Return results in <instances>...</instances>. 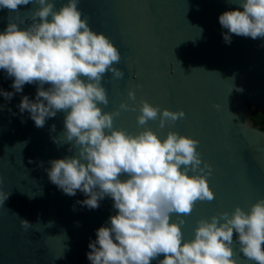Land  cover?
I'll list each match as a JSON object with an SVG mask.
<instances>
[{"label":"water","instance_id":"1","mask_svg":"<svg viewBox=\"0 0 264 264\" xmlns=\"http://www.w3.org/2000/svg\"><path fill=\"white\" fill-rule=\"evenodd\" d=\"M53 2L58 10L67 0ZM33 7L20 6L18 14H11L19 28L31 25L27 16ZM78 8L90 29L103 33L121 53L113 66L124 76L104 75L109 102L98 106L113 112L125 102L136 110L120 111L113 127L132 135L149 129L161 140L169 131L193 138L199 141L201 160L211 165L206 179L215 198L197 201L183 217V239L194 237L197 221L231 214L237 206L247 212L264 197V129L252 121L253 109L264 112V38L228 33L231 42L225 43L227 29L218 20L223 12L242 7L230 0H80ZM9 16L0 9V32ZM12 82L0 69V90L14 93L11 100L0 95V192L10 193L0 204V264H91L88 245L98 228L109 226L117 211L114 202L106 196L98 208L89 209L79 203L86 199L81 191L69 196L50 182L49 162L75 154V149L68 151L70 143L53 142L64 131L66 112L36 127L17 106L25 95L34 101L38 85L25 84L16 93ZM129 90L134 101L128 99ZM142 100L160 109L183 110L185 117L163 128L159 118L139 126ZM188 174L201 173L189 169ZM20 219L32 228L24 231ZM174 221L176 214L170 217ZM232 249L237 264H255L240 253L235 233ZM163 258L161 254L151 264Z\"/></svg>","mask_w":264,"mask_h":264},{"label":"clouds","instance_id":"2","mask_svg":"<svg viewBox=\"0 0 264 264\" xmlns=\"http://www.w3.org/2000/svg\"><path fill=\"white\" fill-rule=\"evenodd\" d=\"M79 2L67 0L55 10L53 0H0V9L10 13L0 32V69L13 78L16 93L25 84L38 85L35 100L25 95L17 106L21 113H29L36 127L42 128L57 112H66L64 131L53 142L70 143L68 151L75 149V154L49 162L50 182L69 196L81 191L86 199L79 203L89 209L98 208L106 196L114 202L116 214L109 217V226L96 230L87 259L91 264H151L162 254L159 264H237L232 249L235 233L243 257L264 264V197L247 212L237 206L231 214L220 212L197 221L194 237L183 239V217L191 214L197 201L215 198L206 179L211 165L201 160L199 141L193 138L169 131L161 140L149 129L132 135L113 127L120 111L136 110L125 102L113 112L98 106L109 102L101 83L104 75L124 76L113 66L120 63L121 53L103 33L90 29ZM230 2L243 11H225L218 17L227 29L224 42H231L228 33L264 38V0ZM29 4L35 6L27 16L32 23L21 29L11 14ZM45 84L50 87L45 89ZM0 95L11 100L14 93L0 90ZM127 95L136 99L132 90ZM184 117L183 110L160 109L142 100L137 125L159 118L163 128ZM51 128L54 131L55 125ZM189 169L201 174L189 175ZM9 195L0 192V204ZM172 214L177 221L170 222ZM20 226L28 231L33 225L20 219Z\"/></svg>","mask_w":264,"mask_h":264},{"label":"trees","instance_id":"3","mask_svg":"<svg viewBox=\"0 0 264 264\" xmlns=\"http://www.w3.org/2000/svg\"><path fill=\"white\" fill-rule=\"evenodd\" d=\"M252 121L264 129V112L258 109L252 111Z\"/></svg>","mask_w":264,"mask_h":264}]
</instances>
